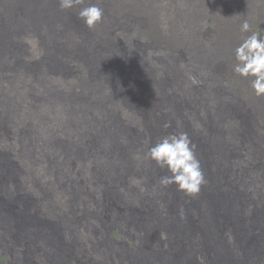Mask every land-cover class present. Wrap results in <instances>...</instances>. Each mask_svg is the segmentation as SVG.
Listing matches in <instances>:
<instances>
[{"label": "bare ground", "instance_id": "6f19581e", "mask_svg": "<svg viewBox=\"0 0 264 264\" xmlns=\"http://www.w3.org/2000/svg\"><path fill=\"white\" fill-rule=\"evenodd\" d=\"M14 1L0 0V121L4 120V127L0 128L1 238L11 227L22 230L26 238L31 235L29 229H46L52 211L57 215L61 210L66 216L69 207L65 194L70 192L69 186L61 187L57 182L54 190L53 185L45 186L53 191L49 197V190L42 195L39 189L40 184L50 179L46 180V176L56 171L52 172L55 168L46 163L53 155L63 166L62 171L70 175V183L77 185L80 177L86 181V187L90 183L92 198L87 193L82 199L86 214L91 217L90 224L99 219L95 217V207L102 214L109 209L102 196L105 178L110 177L115 182L112 186L117 188L123 183L122 178L130 177L124 188L116 190L124 206L117 220L126 224L118 227L110 224L106 232L113 242L125 244L119 237L128 234L126 228L132 221L141 225L140 229L132 225L130 234L144 229L153 231L150 236L140 235L141 245L129 246L136 264H264V140L261 139L264 134L259 122L256 120L258 126L254 125L239 109V103L244 104L246 99L240 96L241 100L228 81L212 74L211 65L201 63L193 55L179 59L173 50L151 42H145L144 46L141 41L137 43L142 44V53L137 54L129 45L130 38L136 35L133 27L140 19L123 15L118 9L113 13L110 0L105 1L110 10L102 22L93 29L85 26V32L74 28L83 23L78 13V25L71 24L73 16L68 13L56 15L61 9L59 0H22L26 17L35 20L29 24L43 29L45 35L44 51L40 52L39 60L31 63L38 67L41 84H32L34 76L23 70L29 63L22 58L32 57L35 49L28 44L32 37L28 23L20 17ZM176 2L188 12L185 0H174L173 5ZM87 3L84 0L76 10ZM156 3L168 10L166 13L162 10L163 18L167 19L172 14L170 9L162 2ZM50 20L54 21L51 27L47 26ZM59 35L65 38L58 40ZM46 38L50 46L47 49ZM71 41L74 48L70 50ZM16 46L23 49L21 56ZM63 53L69 58L67 61L63 60ZM46 65L55 76L46 77ZM60 65H69V76H57L54 67ZM176 72L180 75L172 80ZM13 74L18 81L9 85ZM189 76H195L202 85H193ZM89 79L97 81L99 88L104 86V90L95 89L88 94L71 91L72 83L88 87ZM34 85L42 87L37 99L27 92ZM181 131L195 145L206 179L195 196H188L175 186L162 187L159 178L166 170L145 155L149 142ZM22 133L26 134L25 143L13 155L10 136ZM52 140L58 141L54 148ZM66 158L74 160V171L65 165ZM94 166L102 177L98 184L90 180ZM102 167L105 170L101 173ZM141 182L152 194L149 200L153 209H148L142 198ZM52 196L57 203L54 207L50 205ZM43 201L49 203L44 205L45 209ZM48 222L51 224V220ZM79 224L82 225L77 224L75 235L82 240L84 223ZM114 228L117 231L113 234ZM37 236L44 237L41 233ZM133 241L137 242L136 238ZM3 248L0 243V264H30L21 259V252L10 263ZM64 250L67 253L62 254V250L61 258H57L59 264H81L70 254L74 249ZM109 259L107 264H117ZM49 260L46 249L41 248L30 257L31 264H47Z\"/></svg>", "mask_w": 264, "mask_h": 264}, {"label": "rangeland", "instance_id": "374dc122", "mask_svg": "<svg viewBox=\"0 0 264 264\" xmlns=\"http://www.w3.org/2000/svg\"><path fill=\"white\" fill-rule=\"evenodd\" d=\"M105 1L107 2L111 1L109 4L111 5V10L113 13H115L114 12L115 9L116 10L118 9L117 11L122 12L123 15H129L131 17H136L140 19V22L133 27V31L135 30V34L137 36L132 35L133 37L130 38V41L131 40L132 41L130 43L131 45H129V48L132 47V49L137 54L138 53L141 54L142 53L141 49L143 48V46L140 42L138 44L137 41L143 42L144 46L147 44L145 42H151L161 47L162 49L175 51V54L178 55L179 59H183L184 55H186V57L193 55L195 58L201 59L200 60L201 63L211 65L213 68L212 69L213 75L218 77L220 80L224 79L228 81V83L231 84V86L234 89H236V92L238 93L237 90H239L241 96L246 99L249 105L244 100L243 101L244 104L239 103L240 106L239 109L241 110L244 116L251 118V121L253 122L254 125L258 126L257 123L258 121L259 124L261 125V128L263 129V134H264V126H262V124L260 123V122L264 123V96L257 97L256 95H254L251 88L250 79L242 78L233 71V65L235 63V60L233 58V50L245 38V36L251 34V33H242L240 31L241 23L245 19H247L251 24V30L256 32L258 35L264 36V0H185L186 4L189 5L188 7L185 4V6H187L188 8L187 9L188 12H186L183 6H181L180 3L178 2H176L175 5H173L172 1L174 0H110V1L98 0L99 6L102 7L104 10V14H107L110 10L109 9L110 6H108V3ZM157 1L164 3L165 6L168 7L172 12V14L168 15L167 19L163 18L165 14H163L162 12V10L165 12V10L167 9H163L161 6H157L156 3ZM14 2H15L14 4L15 9L18 10L17 12L19 13L20 17L24 22L28 23L27 29L29 34L32 36L29 37L28 44L35 49L34 53L32 54V57L22 58L29 63L27 66L23 67L24 68L23 70L28 71L29 74L34 76L32 77V81H31L32 84H41V81L37 75L38 67L31 63L33 61L39 60L40 54H42L44 51V45H43L44 43L43 38L45 37L44 30L42 29L40 31L36 25L29 24V23H33L35 20L31 17L30 18L26 17L25 15L26 8L23 7L24 5L22 3V0H15ZM176 5H180V7ZM74 8L75 7L68 10L60 9L56 11V15L59 16L60 12L64 14L68 13L73 16L71 24L73 23L74 25H78L79 21L76 22L78 11L76 10V8L74 10ZM50 14H52V10L50 11ZM52 17L55 18L56 16H52ZM52 22L54 21L50 20L49 25L47 26L51 27ZM74 28L75 30L85 32L84 30L85 25L82 22L79 27L76 26ZM67 34L68 33H66L64 36H66ZM132 34H134V32ZM64 36L59 35L58 40H63L65 38ZM128 36L131 35L129 34ZM138 37L141 39H139ZM72 42L73 41H71L69 45L70 50L74 48ZM57 45L58 44L56 42V46ZM20 47L16 46L17 48L16 52L18 53V56L19 55L21 56L22 55L21 52L23 51V49H20ZM49 47L50 46L48 45L46 38V49ZM62 58L65 61L69 59L67 55L64 53L62 54ZM68 68L69 65L68 66L60 65L58 67H54V70L57 72L58 77L65 78L64 77L65 75L66 76L70 75ZM56 69L60 71H57ZM45 70H46V77H53L56 74L52 72V69L49 65H46ZM213 71L216 72L217 75ZM179 75H180L179 72L174 73L171 77L172 80H176L179 77ZM17 81H18L17 75L15 76L13 74V77L9 85H15ZM72 84H74L72 85V87L74 88H72L71 91L74 90L73 92L76 93L82 92L88 94L91 93L92 91H95V89H97L98 91L104 90V86L101 85L103 89L99 88L97 81L93 79L92 81L89 79L88 87L86 85L81 86L80 83H79L80 85H75V83ZM197 85L201 86L202 84L200 82L199 84H196V86ZM57 86L62 87V84L61 85L57 84ZM32 87L35 88H31L27 90L28 94L34 99L39 98L41 96L39 89H41L42 87L38 88L37 85H34ZM87 90H90V92H88ZM241 100L243 99L241 98ZM1 114H2V110L0 108V115ZM3 123L4 120L2 119L0 121V128L4 127ZM261 136H262L261 139L264 140L263 138L264 136L263 135ZM25 140H26L25 133H22V135L19 136L18 135L10 136V142H13L12 145L14 147V149H10V151L13 152V155H15L18 152V149H20L19 147H21V144L25 143ZM57 142L58 141L55 140H52L50 142L52 144V148H54L57 145ZM103 147L104 145L102 144L101 148ZM50 160L52 161V163ZM65 160H66L65 165L69 169L74 171L75 167L72 164V161L74 160L71 159V161H68L67 158ZM46 163L50 168H55V169H51L52 172L55 170L56 171L55 173H52L53 177L46 176V180L48 178L50 179H48V182L47 181L43 182L46 183V185L43 183L40 184L39 186L41 188L39 187V189L41 190V192L43 191L42 192L43 195V193H46L49 190L45 186L50 187L51 185H53L52 186L53 188L51 190H54L55 188L54 183L56 182L58 185L60 184L61 187L69 186L68 190H70V192H68L67 195L65 194V198L67 197L68 199L69 211L66 213V216H63V212L61 210L57 211V215H55L53 211L50 212L49 220H51V224L48 222L49 221L48 220L46 221V229L44 228V230L40 228L29 229L31 235H29L28 238H26V236L23 233H21L22 230L11 227L4 238H1L0 236V243L4 245V248L2 250L8 257V259L6 260H8L11 263L13 261L12 257H14L19 252H21L19 253L21 259L27 260L31 264L30 257L32 256V252L34 253V251L37 248H41V249H46L47 251L48 258L50 259L47 264H59L58 262L59 260L57 258H61L59 257L60 252L63 250L62 254L67 253L64 249L65 247H68L74 249L70 254L74 256V259L77 258L81 262V264H100V263L107 264V262L110 260L109 258L114 259V261H116L117 264H121V263L136 264L133 261L134 254H132L131 251L132 248H129V246H131V244H135V246L141 245L143 239L140 235L144 234L146 236H150V232L153 231H151L150 229H144L139 232L136 231V233L130 234L129 230L132 225H136V229H140V225H141L137 221L135 222L132 221L129 229L126 228L128 234L124 235V237L122 236V238L119 237L121 241L124 239L125 244H119L113 242L107 233L110 224L112 226L117 225L118 227L119 226L118 224L125 223L124 220H121V222L117 220L119 217V213L124 208V206L119 201L121 197L119 194L116 193V190L119 187L124 188L125 183L127 182V180L130 179V177L127 176L126 178H122L123 183L120 184L117 188L112 186L115 182L111 180L110 177L109 179L105 178L104 180L105 182L103 183L105 186H101L105 188L104 194L102 196L105 197L104 202L106 203L105 204L106 208L108 207L109 209L102 214L101 213L102 210L96 208L94 205L95 207L94 210H96L95 217L99 218V219H95V221H97L98 224L97 222H95L96 224L95 223L90 224L91 217L88 216V213L86 214V212L88 211L84 209V207H86V204L82 200L84 194L90 193V196L92 195L90 190V183H86L89 186L86 187L84 185L86 181L84 180L83 177H80V180L82 181L77 179L78 181L77 185H73L72 183H70L68 181V177L70 175L66 174L65 171H62L63 169L61 168L63 166H61L60 163L57 162V158L53 155H50L48 157V161H46ZM74 163L76 164V161ZM13 166L17 167L15 162ZM94 167L92 169L93 178L90 180L97 183V181H101L102 177L99 176L100 175L99 168L97 166ZM82 170L83 168H81L80 171ZM104 170L105 168L102 167L101 173ZM22 181H25V179H22ZM37 182L41 183L42 181H40L38 178ZM20 184L22 185V183ZM62 184L64 186H62ZM82 185L85 188H83ZM141 185H142V189L141 187L140 189H141L142 198H144V201L148 203L147 204L149 206L148 209H153V205L149 200L152 197V194L147 191V187L145 184L141 182ZM49 192L51 191L49 190ZM52 193L53 191L47 197H49ZM130 196L133 197L134 195H130ZM42 199L44 200V198ZM51 199L52 200L50 201V205L54 207V205H57V203L54 200L53 196ZM77 201H79V203H76ZM41 204L43 209H45V206H47L49 203L43 201ZM48 211L49 208L47 207V212ZM41 216L43 218H46L44 217V215ZM57 216H60L62 218ZM81 220L84 223V233H85V238H83L82 240L77 235H75V229L77 227V224L79 226L82 225L79 224L80 222H82ZM69 231L71 234H69ZM115 231H117V229L114 228L112 233L114 234ZM38 233L43 234L44 237H42V239H39V237L37 236ZM22 235L25 236L24 239ZM133 238H136L137 242L133 241ZM131 239L133 243H131L132 242ZM9 245H14L13 247L16 248L11 249L12 246L10 247ZM60 248H62V250H60ZM1 257L3 258V256Z\"/></svg>", "mask_w": 264, "mask_h": 264}, {"label": "clouds", "instance_id": "9594fccd", "mask_svg": "<svg viewBox=\"0 0 264 264\" xmlns=\"http://www.w3.org/2000/svg\"><path fill=\"white\" fill-rule=\"evenodd\" d=\"M81 4H84V0H59L61 10L72 9ZM78 17L87 28L93 29L102 22L104 10L99 6L98 0H88L85 6L79 8ZM240 31L251 34L245 36L233 50V71L242 78L250 79L254 95L264 96V36L252 31L247 19L241 23ZM189 79L193 85L200 83L195 76H189ZM239 95L241 96L240 93ZM145 155L160 169L166 170V174L159 178L162 187L175 186L178 191L195 196L206 183L195 145L186 132L169 133L155 143L149 142Z\"/></svg>", "mask_w": 264, "mask_h": 264}, {"label": "trees", "instance_id": "16d2710c", "mask_svg": "<svg viewBox=\"0 0 264 264\" xmlns=\"http://www.w3.org/2000/svg\"><path fill=\"white\" fill-rule=\"evenodd\" d=\"M5 259V258H4ZM6 261V260H5Z\"/></svg>", "mask_w": 264, "mask_h": 264}]
</instances>
